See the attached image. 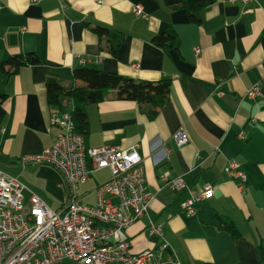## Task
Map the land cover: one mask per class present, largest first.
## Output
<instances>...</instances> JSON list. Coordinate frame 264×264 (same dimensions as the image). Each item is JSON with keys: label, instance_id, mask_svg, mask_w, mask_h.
<instances>
[{"label": "crops", "instance_id": "0c3cea01", "mask_svg": "<svg viewBox=\"0 0 264 264\" xmlns=\"http://www.w3.org/2000/svg\"><path fill=\"white\" fill-rule=\"evenodd\" d=\"M136 5L144 17L134 12ZM98 25L120 33L115 55L93 31ZM170 30L173 45L153 43L154 36ZM28 52L40 63L0 67L3 173L51 209L61 207L65 191L58 171L19 164L22 155L53 142L58 129L50 124L51 113L73 109L71 101L48 104L47 78L69 82L73 69L88 67L136 80L167 79L168 100L153 119L113 90L100 103L84 106L86 147L135 146L142 157L150 199L146 214L126 229L129 252L157 248L158 239L147 229L152 219L169 244L165 264H264V96H245L264 79V0L247 5L214 0L199 23L162 0H0V65ZM180 128L188 141L177 147L172 135ZM230 159L245 172L243 191L224 171ZM176 176L189 188L214 189L211 198L195 204L192 216L181 207L186 189H174L163 178ZM109 177L108 168L92 172L78 187L80 203L95 205V188ZM220 221L230 222L236 234Z\"/></svg>", "mask_w": 264, "mask_h": 264}, {"label": "built area", "instance_id": "2783aa9c", "mask_svg": "<svg viewBox=\"0 0 264 264\" xmlns=\"http://www.w3.org/2000/svg\"><path fill=\"white\" fill-rule=\"evenodd\" d=\"M227 1L247 5L255 0ZM133 10L145 16L140 5ZM199 51L197 47L194 49L196 55ZM262 83L264 79L247 88L246 98L264 96ZM68 103L64 99L61 106ZM50 124L58 129L51 145L40 152L22 155L19 164L22 167L41 164L56 169L63 180L65 198L61 207L53 210L21 182L0 170V264H165L162 255L169 244L164 239L162 225L152 219L147 229L158 239L157 248L129 252L126 229L146 214L150 199L137 147L110 144L86 147L84 136L74 130L71 111L52 112ZM239 137H243L242 132ZM172 138L177 147L188 141L181 128ZM103 168L109 169L110 177L95 188L96 204H81L79 185L92 172ZM224 171L243 191L246 175L240 163L230 159ZM163 178L174 189H186L188 196L181 207L187 216L196 213V203L211 198L214 193L210 185L195 190L187 187L179 176ZM25 190L29 192L27 202Z\"/></svg>", "mask_w": 264, "mask_h": 264}, {"label": "trees", "instance_id": "16d2710c", "mask_svg": "<svg viewBox=\"0 0 264 264\" xmlns=\"http://www.w3.org/2000/svg\"><path fill=\"white\" fill-rule=\"evenodd\" d=\"M162 1L169 8L186 10L190 20L194 23H199L202 10L214 0ZM93 31L100 38H106L108 51L115 55L119 45L120 33L99 25L94 27ZM175 38V33L170 30L154 36L152 41L158 46H166L168 44L173 45ZM39 63L38 56L33 52H28L20 56L10 57L0 67L3 69L5 65H9L14 69H18L24 65H36ZM45 85L49 105L60 107L64 99L73 103L71 117L74 122V130L83 136L87 132V117L84 106L100 103L110 90L115 91L118 99L136 102L140 111L148 119H153L158 109L167 102L170 91V82L167 79L158 81L136 80L131 77L88 67L73 69L69 82L50 77L45 80ZM3 97V95H0V100ZM220 222L225 229L234 235L236 234V230L230 222ZM260 249L264 251V245H261Z\"/></svg>", "mask_w": 264, "mask_h": 264}, {"label": "rangeland", "instance_id": "374dc122", "mask_svg": "<svg viewBox=\"0 0 264 264\" xmlns=\"http://www.w3.org/2000/svg\"><path fill=\"white\" fill-rule=\"evenodd\" d=\"M46 204V203H45ZM47 205V204H46ZM50 208V207H49Z\"/></svg>", "mask_w": 264, "mask_h": 264}]
</instances>
